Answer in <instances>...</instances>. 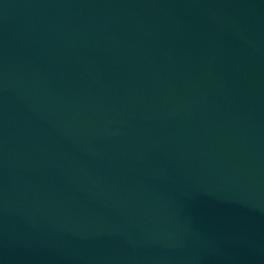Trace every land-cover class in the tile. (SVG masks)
<instances>
[{
    "label": "water",
    "instance_id": "1",
    "mask_svg": "<svg viewBox=\"0 0 264 264\" xmlns=\"http://www.w3.org/2000/svg\"><path fill=\"white\" fill-rule=\"evenodd\" d=\"M0 264H264V0H0Z\"/></svg>",
    "mask_w": 264,
    "mask_h": 264
}]
</instances>
